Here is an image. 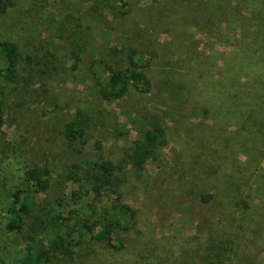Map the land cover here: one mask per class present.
<instances>
[{"label":"rangeland","instance_id":"1","mask_svg":"<svg viewBox=\"0 0 264 264\" xmlns=\"http://www.w3.org/2000/svg\"><path fill=\"white\" fill-rule=\"evenodd\" d=\"M13 1L0 15V39L17 42L24 62L20 84L7 88L5 142L0 145V264H17L21 255V235L4 231V206L9 192L21 182L24 164L47 165L52 171L50 198L44 193L37 196L40 216L49 208L46 200L62 193L64 208L89 215L86 202L80 205L71 198L72 191L80 195L91 187L85 175L87 161L121 159L123 150L153 126L162 128L167 146L146 164L140 177L130 176L121 188L136 218L122 224L117 237L113 234L115 248L105 242L75 246L67 263L209 264L220 253L225 264H264V156L253 161L264 150L247 151L243 141L235 144L236 149H223L216 134L227 128L234 137L236 122L213 114L204 117L198 109L202 106L192 98L180 100L173 86L182 85L184 79L190 87L196 85L198 73H191L189 63L207 61L212 73L223 72L221 57L232 49L231 41L223 38L224 23L211 16L205 5L208 0H123L116 6L130 13L117 18L98 9L104 5L101 0ZM201 16L204 21L198 25ZM78 46L79 60L74 56ZM130 46L145 64L151 59L150 50L157 51L151 69L154 93L141 94L132 87L124 98L103 103L105 115L112 113L110 120L118 119L122 134L114 133L108 122L104 127L98 122L86 139L68 143L63 123L78 109L92 110L100 101L96 79L103 72L98 60L122 65ZM46 63L50 70L42 74L39 70ZM198 132L211 137V150L186 143L185 134ZM203 152L214 178L199 172L204 169ZM249 177L255 178L253 186ZM227 190L229 199L216 196L210 203L200 201L204 191ZM241 197H249L248 207L235 202ZM97 207L101 213L111 209V197L105 194ZM75 220L66 222L70 231ZM67 228L63 225L62 230ZM72 233L77 242L78 233ZM60 263L65 264L59 260L55 264Z\"/></svg>","mask_w":264,"mask_h":264},{"label":"trees","instance_id":"2","mask_svg":"<svg viewBox=\"0 0 264 264\" xmlns=\"http://www.w3.org/2000/svg\"><path fill=\"white\" fill-rule=\"evenodd\" d=\"M122 2L123 0H101L100 3L104 5L98 9H107L112 13L113 18L128 15L130 11L122 12L121 7L116 6ZM13 5V0H0V15L7 13ZM205 5L217 23H224L222 36L223 38L228 36L226 38L231 41L232 49L221 57L224 63L223 72L212 73L207 69L209 64L207 61L189 63L191 73L193 71L198 73L197 80L194 82L196 85L190 87V84L186 82L187 79H184L182 85H173L177 87L174 90H177V97L183 102H190L192 98L194 103L202 106V109L196 108L200 109L204 117L213 114L215 118L222 117L227 119L226 121L230 119L236 122L237 131L234 137H230L233 131H227V128L216 134L219 139L218 145L223 149L233 150L235 144L243 141L242 146L247 145L245 147L247 151L253 147L264 150V0H208ZM98 9L93 7V11L97 12ZM202 21H204L203 16L198 21V25H201ZM77 49L74 50V56L79 60V52L82 48L78 46ZM136 51L137 49L130 46L126 50L122 65L117 61L111 64L105 59L98 60L103 72L96 79L99 85L97 94L100 101L92 110L78 109L74 118L63 123L62 132L68 143L75 144L86 139L98 122L103 127L108 122L113 127L114 133L122 134L118 119L111 121L112 113L105 115L104 110L107 109L103 103L124 98L132 87L141 94L154 93L155 82L151 69L152 58L157 51L150 50L151 59L149 58L148 64L140 62L136 57ZM219 53L217 51V58L220 56ZM0 60L3 63V66H0L1 145L5 142L3 135L6 122L7 88L10 85L16 86L21 81L24 56L19 44L10 39H0ZM42 65L45 69L39 70L40 73H45L46 69L50 70L49 63ZM199 78L203 80L199 81ZM164 84L167 82L164 81ZM184 137L188 145L195 142L201 149L209 151L212 148L211 137L202 132H198L197 135L187 133ZM96 143L99 145L98 141ZM167 144L168 139L162 128L153 126L144 132L141 139H135L123 150L121 159L101 157L88 160L85 175L91 182L90 189H85L80 195L79 191L71 192L73 200L80 201V205L86 202L89 207V215L85 216L79 215L77 213L79 210L64 208L66 197L63 193L46 200L49 208L45 210L44 217L40 216L37 196L44 193L47 198H50L52 171L47 165L24 164L21 182L9 192L8 202L4 206L6 220L4 231L7 234L21 235L18 240L21 245V255L17 264H55L56 260L68 264V257L76 252L75 246L87 247L94 242H105L108 247L115 248L112 242L113 234L117 237L119 228L124 227L125 222L136 218V210L123 200L122 185L130 176L140 177L146 164L156 160L159 152ZM200 156L204 169L199 172L206 177L213 175L214 178L213 169H209L211 168L209 157L205 152ZM263 156L264 151L253 161L260 162ZM249 179L253 186L255 178L249 177ZM249 179L243 183H248ZM210 189L215 190V187ZM105 194L111 197L112 208H105V212L101 213L97 203L103 200ZM199 195L200 201L204 203H210L216 196H226L229 199L228 190L227 193L204 191ZM87 196H90L91 201H83ZM233 197L236 198V195ZM248 199L249 197L247 199L241 197L239 200L235 199V202L237 204L241 202L242 207H248L250 205ZM75 218L72 231L78 233L77 242L73 241L74 233L69 230V223L68 225L66 223ZM118 218L123 219L124 222ZM30 219L32 220L29 223ZM63 225L68 227L67 232L62 230ZM155 264L176 263L167 261ZM209 264H225L224 257L218 253L211 258Z\"/></svg>","mask_w":264,"mask_h":264}]
</instances>
